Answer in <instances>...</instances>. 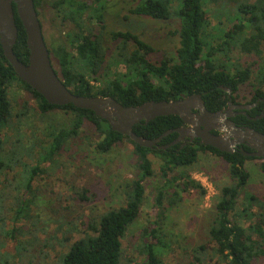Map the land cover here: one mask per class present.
I'll return each mask as SVG.
<instances>
[{
  "label": "trees",
  "instance_id": "trees-1",
  "mask_svg": "<svg viewBox=\"0 0 264 264\" xmlns=\"http://www.w3.org/2000/svg\"><path fill=\"white\" fill-rule=\"evenodd\" d=\"M33 1L38 16L39 0ZM95 1L98 6L81 0L49 3L66 32L60 33L53 45L45 44L55 73L73 94L109 96L124 106L201 94L205 107L212 112L226 105L228 97L223 88L230 89V99L235 104L251 105L264 99V0H137L129 9L133 15L155 20L178 19L174 56H165L157 62L150 57L152 46L127 30L107 34L110 41L116 43L109 56L102 18L104 1ZM207 4L226 13V18H219L212 25ZM13 8L17 26L13 52L18 60L27 63L29 51L25 31L14 4ZM94 24L99 26L98 31ZM14 87L35 100V109L25 101L13 106L11 89ZM241 92L249 98L238 100ZM263 106L264 102L259 101L233 120L264 134V116L259 119L246 117L260 115L264 112ZM15 108L19 110L14 111ZM53 110L70 114L67 127L55 125L51 116ZM32 118L40 121L41 126L37 124L33 128ZM25 124L32 129V138L24 145L21 136ZM181 124L179 116L167 115L147 123L141 121L132 130L140 137L154 139ZM38 131L41 139H38ZM86 131L97 137L91 144L99 153H107L123 140L130 142L137 158L139 177L127 183L123 204L110 207L97 216L80 215L76 219L78 223L57 221L49 233L47 220H42L41 225L38 223V176L45 174L67 146L74 145ZM176 136V132L164 136L161 144L171 142ZM200 151H208L225 161L231 180L230 184L219 188L214 216L207 229L208 239L215 245L213 255L224 264H252L264 254V204L245 191L249 174L243 164L246 159L255 157L244 156L238 151L221 152L199 142L183 146L177 143L163 150L141 147L128 136L113 131L106 120L91 110L72 104L47 103L19 79L0 46V174L10 175L0 184V264H121V239L140 213L145 194L142 181L153 175L150 153L160 159L159 173L163 182L156 187L154 196L156 216L138 235L135 249L144 255V264H161L159 251L165 247L161 221L166 211L175 207L190 189L204 194L203 187L187 172L198 162ZM24 155L33 163H25ZM260 169L264 172V161ZM71 189L73 195L69 199L88 202V188L71 186ZM241 193H244L246 206L239 209ZM254 205L257 211L252 210ZM245 217L248 220L256 217L257 221L245 227L240 220ZM7 219L19 227L13 225L5 229ZM38 231L48 234V239L56 240L60 247L52 261L45 259L43 248L38 249ZM79 232L81 236L74 239ZM17 235L23 239H18ZM7 241L14 243L12 252L3 250ZM49 246L52 248V243ZM204 248V245L195 247L193 261L188 264H208L201 257Z\"/></svg>",
  "mask_w": 264,
  "mask_h": 264
},
{
  "label": "rangeland",
  "instance_id": "rangeland-1",
  "mask_svg": "<svg viewBox=\"0 0 264 264\" xmlns=\"http://www.w3.org/2000/svg\"><path fill=\"white\" fill-rule=\"evenodd\" d=\"M51 1L53 0H39L37 7L42 34L49 46L54 44V40L60 36V33L64 35L66 32V28L63 29L58 21L55 9L49 6ZM81 1L99 5L95 0ZM100 1H104L102 18L105 26L104 34L110 48L109 56L116 43L111 42L107 34L115 30L130 31L150 44L153 48L150 57L154 62L165 56H174L178 43L176 31L179 23L177 17L169 20H155L147 16L133 15L129 9L134 7L137 0ZM206 7L212 25L217 23L219 18L224 20L227 16L223 11L215 10L213 4H207ZM98 30L99 26L96 24L95 31ZM248 98V94L241 92L238 100L245 101ZM11 99L14 107L22 105L25 101L28 106L35 109V100L28 93L16 87L11 89ZM17 110L19 109H14V111ZM51 116L57 127L68 126L70 114L53 110ZM32 121L34 122L33 128L37 124L39 127L41 126L40 121H37L36 118H32ZM31 131L29 125H22L21 141L24 145L32 138ZM10 133L9 131L8 134ZM41 138L42 135L38 131V139ZM96 138L95 134L90 131L84 132L74 145L67 146V150L57 157V162L54 165L48 166L45 174L38 176L36 183L38 216H40L38 223L41 225L42 220H47L46 227L49 233L53 231L57 221L78 223L76 219L80 215L97 216L110 207L123 204L127 183L139 177L137 158L130 142L123 140L114 145L107 153H99L94 150L91 144ZM23 158L25 163H33L27 156L24 155ZM148 158L152 162L153 175L142 181L145 194L140 213L135 221L128 226L121 239V264H144V255L139 254L135 246L139 243L138 235L141 234L145 226L151 224L157 213L154 196L156 187L163 182L159 173L160 159L152 153L148 154ZM263 161L264 159L260 157L248 158L244 161L243 167L249 174L245 191L255 195L264 204V172L260 169V164ZM187 172L192 179H194L195 173H201L208 177L211 188L194 179L203 187L204 194L200 195L199 191L190 189L183 194V199L175 207L166 211L165 218L161 221L162 239L165 243V247L159 251L161 264H188L193 261L194 250L198 245H204L205 251H201V257L208 264H224L217 256L213 255L212 251L215 245L209 241L207 229L214 216V203L219 194V188L231 183L228 164L208 151H200L198 162L191 166ZM4 177L10 178V175L0 174V184ZM71 186L79 189L88 188V202L69 199V196L73 195ZM244 193H241L238 199L239 209L246 206ZM252 210L257 211V206L254 205ZM240 220L245 227L254 225L257 221L256 217L250 220L245 217ZM13 225L7 219L5 229H11ZM15 225L17 228L19 227L18 224ZM80 236L79 232L74 235V239ZM17 238L23 239L21 235H17ZM38 241L40 242L38 249L43 248L42 253L46 255L45 259L52 261L60 250L56 240H50L48 234L38 231ZM50 242L52 248H49ZM13 244V242L7 241L3 250L12 252ZM39 259H41L40 255ZM252 264H264V254L255 258Z\"/></svg>",
  "mask_w": 264,
  "mask_h": 264
},
{
  "label": "water",
  "instance_id": "water-1",
  "mask_svg": "<svg viewBox=\"0 0 264 264\" xmlns=\"http://www.w3.org/2000/svg\"><path fill=\"white\" fill-rule=\"evenodd\" d=\"M15 12L21 21L26 35V46L29 51L28 62L23 63L13 52L17 38ZM0 46L7 62L11 65L19 79L39 93L47 103L56 106L72 104L76 108L91 110L101 119L108 122L110 128L128 136L134 143L149 149L163 150L184 137L191 143L194 138L202 145H208L221 152L238 151L244 156L264 159V134L249 126H238L229 118L233 108L249 109L256 106L232 104L231 91L227 92V110L209 111L201 94H191L176 100H148L139 105L124 106L112 97L80 96L73 94L55 73L43 38L41 24L34 7L33 0H0ZM222 88V87H221ZM263 101L264 99H260ZM177 115L183 126L165 131L154 139L136 135L132 128L135 124L144 123L159 116ZM264 113L251 119H259ZM218 133H212L211 131ZM172 132L178 138L167 145H160L162 138ZM245 144L252 151H245L239 145Z\"/></svg>",
  "mask_w": 264,
  "mask_h": 264
},
{
  "label": "flooded vegetation",
  "instance_id": "flooded-vegetation-1",
  "mask_svg": "<svg viewBox=\"0 0 264 264\" xmlns=\"http://www.w3.org/2000/svg\"><path fill=\"white\" fill-rule=\"evenodd\" d=\"M228 101V100H227ZM232 102V101H231ZM259 102V101H258ZM258 102H257V104H258ZM232 104H235V103H233L232 102ZM256 104V105H257ZM235 105H238V104H235ZM252 108V107H251ZM228 109V105H227V102H226V105H225V107L224 108H222V110H227ZM250 109V108H249ZM263 109H264V106H263ZM221 110V109H220ZM246 110H248V109H241V108H233L231 111L233 112V115L232 116H230V120L231 121H233L236 125H238V126H246L245 125V123H242V122H235L233 119L234 118H236L238 115H244L245 114V111ZM262 113H264V112H262ZM246 117L248 118V119H251V117H249V116H247L246 115ZM181 126H183V123L181 124ZM212 133H215V134H217L218 132L217 131H214V130H212L211 131ZM176 138H178V134H177V136L172 140V141H174ZM171 141V142H172ZM185 141H187V139L184 137L183 139H180L178 142H176L175 144H177V143H180L181 145L185 142ZM171 142H169V143H171ZM195 142H199V139L198 138H194L192 141H191V143H195ZM169 143H167V144H169ZM186 143H189V142H186ZM159 144L160 145H167V144H161V141L159 142ZM174 145V144H173ZM183 146V145H182ZM240 147H242L243 149L244 148H247L248 150H245V151H252V149L251 148H249L248 146H246L245 144H242V145H239L238 146V148H240ZM168 148V147H167ZM166 149V148H165Z\"/></svg>",
  "mask_w": 264,
  "mask_h": 264
},
{
  "label": "clouds",
  "instance_id": "clouds-1",
  "mask_svg": "<svg viewBox=\"0 0 264 264\" xmlns=\"http://www.w3.org/2000/svg\"><path fill=\"white\" fill-rule=\"evenodd\" d=\"M194 179H197L201 183H204L207 187L211 188V185L208 183V177L204 176L201 173H195Z\"/></svg>",
  "mask_w": 264,
  "mask_h": 264
}]
</instances>
